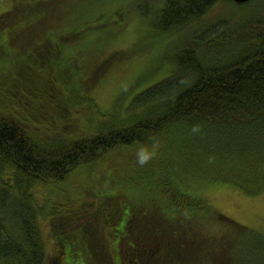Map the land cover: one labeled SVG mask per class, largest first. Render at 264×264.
I'll use <instances>...</instances> for the list:
<instances>
[{"label":"trees","instance_id":"16d2710c","mask_svg":"<svg viewBox=\"0 0 264 264\" xmlns=\"http://www.w3.org/2000/svg\"><path fill=\"white\" fill-rule=\"evenodd\" d=\"M227 1L164 0V7L153 19L160 36L151 31L146 35L150 43H145L151 46L150 60L139 71L150 66L153 73L169 67L172 57L159 61L162 54L159 42L165 35L184 32V42L173 55V74L124 106L141 109L127 123L115 128L108 123L106 128L101 127L102 134L85 141L64 144L57 140L41 145L32 142L16 122L1 118L0 264H45L48 253L39 219L50 214L44 208L51 200L39 198L42 200L39 201L36 198L39 189L52 186L60 190L66 175L91 171L102 157L125 165L118 160L119 156L109 155L121 148H139L147 153L139 163L142 166H134L133 174L156 180L157 188L149 193V199L145 198L148 205L134 204L129 196L122 195L115 201L123 207L132 201L130 211L124 208L117 217L115 210L120 211V207L115 204V209L111 204L109 212L101 208L96 212L99 214L96 221L82 213L63 216L59 207L56 215L50 217L51 237L58 231L57 236L61 235L58 241L56 237L53 240L58 249L54 262L51 259L49 264H61L60 261L67 264L65 260L92 264L90 254L96 264H123L122 260L129 264H205L194 260L192 255L178 254L184 243L180 235L187 234L192 227L205 241L212 264H264V236L236 223L204 198L186 194L187 187L182 183L189 170L199 169L202 175L216 174L217 181L229 182L252 195L264 192V0L244 4ZM222 3L232 5L238 12L252 7L254 21L248 22L246 13H237L239 18L229 23L222 22V18L207 22L206 16ZM147 5L150 7V3ZM27 7L32 4L20 3L1 13L0 18L5 15L11 19ZM20 39V33H13L8 41ZM136 55L141 53L136 51ZM156 59V66L151 67ZM106 64L98 65L84 84L86 90L103 80ZM37 78L29 80L26 89L11 76L2 78L0 83L4 80L9 92L12 89L26 92L35 83L42 89L49 82ZM56 80L62 85V79ZM77 83L82 85L81 81ZM67 91L70 94L58 97L59 103L53 99L48 106V114L54 120L80 113L68 105L85 103L88 110L81 112L94 110L92 98L82 103L71 90ZM179 166L183 168L179 170ZM155 195L168 201L171 217L166 207L152 203ZM80 221H85L84 234L77 239L72 230ZM214 222L216 229L212 227ZM101 223L112 229L109 239Z\"/></svg>","mask_w":264,"mask_h":264},{"label":"rangeland","instance_id":"374dc122","mask_svg":"<svg viewBox=\"0 0 264 264\" xmlns=\"http://www.w3.org/2000/svg\"><path fill=\"white\" fill-rule=\"evenodd\" d=\"M0 1V14L20 3L22 5L27 2L32 4V7H27L28 9L25 8L21 13L11 16V19L6 18L5 15L0 18V64L2 65L0 73L5 71L0 75V80L11 76V79L20 83L23 89L29 87V80H35L38 76H41L37 78L41 81L49 80L44 84V88L36 87L35 83L34 87L26 92L22 89H18L19 91L12 89L9 92L5 81L2 80L0 83V121L4 117L6 121L16 122L24 128L27 137L32 142L41 145L51 144L57 140L64 144L85 141L102 134L101 127L106 128L108 123L115 128L117 125L127 123L131 115L138 116L141 109L130 110V107L124 106L145 89L173 74L175 70L173 55L184 42V32L183 34L165 35L163 41L159 42L162 47L159 61L172 57L169 63L170 68L162 67L151 73V68L148 66L139 71L150 60L151 46L145 43L149 42L145 38L146 35L151 31L160 36L161 32L156 28L153 19L164 7V0ZM146 1L150 3V7ZM237 13H246L248 22L254 21L252 7L238 12L235 7L226 3H222L206 16V20L214 22L222 18L224 19L222 22L229 23L239 18ZM13 33L21 34L18 42L8 41ZM139 44H141V50ZM136 51H139L141 55H136ZM112 58L123 59L126 62L122 66L115 67L120 61L113 60L117 64L108 74L102 75L105 77L100 81V87H97L98 89L93 93L95 99L93 104L96 105L92 104L94 110L81 112L88 110L83 102L90 99V90H86L84 84L89 81L99 64ZM127 61L131 62L127 63ZM156 64L157 59L152 62L151 67H155ZM57 78L63 80L62 85L57 82ZM77 81H81L82 85ZM68 89L83 103L78 106L68 105V108L73 111L77 109L80 113L76 116L69 113L64 118L54 120L48 114V106L53 99L59 103L58 97L69 95ZM95 108L101 114L97 112L96 114ZM143 154L147 153L139 148H121L118 152L109 155L119 156L118 160H122L125 165H118L115 159L110 157H102L98 159L97 165H92L91 171L82 170L80 173L73 171L66 175L60 190L52 186L39 189L36 196L39 201H42L39 198H43L44 201L51 200V203L46 204L44 208V211L47 210L50 214L47 218L45 215L39 219L48 253L45 264H49L51 259L54 262L57 255L58 244L53 240L56 237L58 241L61 234L57 236L58 231L54 237H51L50 217L52 214V216L56 215L59 207L63 216L82 213V216L96 221V215H99L96 212L100 208L109 212L112 210L111 204L115 209V204L120 207V211L115 210L117 217L124 208L130 211L129 205L132 201H128L125 207L115 201L122 195L129 196L135 201L134 204L148 205L145 198L149 199V193L157 188L154 184L156 180L137 178L133 174L134 166L141 165L139 163ZM163 158L165 162V154ZM181 168L183 166H179L178 169ZM216 179H218L216 174L202 175L199 169H191L183 178L182 183H185L187 187L186 194L204 198L236 223L264 236V192L252 195L234 184L223 183ZM151 201L159 208L166 207L168 216H170L168 201L163 200L159 195L153 196ZM87 211H90V215H87ZM173 220H176L174 225L178 224L177 216H174ZM84 222L80 221L72 230L77 239L84 234L82 230ZM101 225L103 233L109 239L108 236L112 229L104 223ZM212 227L216 229L217 224L214 222ZM195 230L196 227H192L190 232L180 235L184 243L178 254L184 257L192 255L197 262L212 264L213 261L209 260L206 253L205 241H201L202 239L197 236ZM105 242L109 244V241ZM89 257L92 259V264H96L91 254ZM120 262L129 264L127 260ZM59 263L63 264L61 261ZM65 263L73 264L71 260H65ZM79 264L83 263L79 262Z\"/></svg>","mask_w":264,"mask_h":264},{"label":"flooded vegetation","instance_id":"af4514ba","mask_svg":"<svg viewBox=\"0 0 264 264\" xmlns=\"http://www.w3.org/2000/svg\"><path fill=\"white\" fill-rule=\"evenodd\" d=\"M113 60H116L117 62H119L120 61V63H116V61H113ZM119 60V61H118ZM105 63V62H104ZM103 63V64H104ZM106 65H107V72H106V74H108L113 68H114V66L115 67H118V66H122L124 63H125V60H123V59H119V58H112V59H110V60H108V61H106ZM101 83H97V84H95L94 86H92L89 90L91 91V95H90V98H92V100L93 101H95V99H94V97H93V93H94V91L96 90V89H98L100 86ZM98 87V88H97ZM137 96V95H136ZM113 104H114V102H113ZM113 104H112V109H113ZM109 113V112H108Z\"/></svg>","mask_w":264,"mask_h":264},{"label":"water","instance_id":"95a60500","mask_svg":"<svg viewBox=\"0 0 264 264\" xmlns=\"http://www.w3.org/2000/svg\"><path fill=\"white\" fill-rule=\"evenodd\" d=\"M236 3L238 4H244V3H248L250 2L251 0H234Z\"/></svg>","mask_w":264,"mask_h":264},{"label":"bare ground","instance_id":"6f19581e","mask_svg":"<svg viewBox=\"0 0 264 264\" xmlns=\"http://www.w3.org/2000/svg\"><path fill=\"white\" fill-rule=\"evenodd\" d=\"M234 1V0H233ZM235 2V1H234Z\"/></svg>","mask_w":264,"mask_h":264}]
</instances>
